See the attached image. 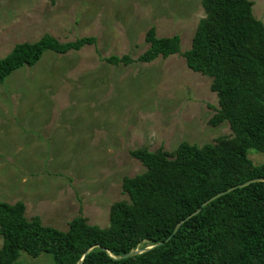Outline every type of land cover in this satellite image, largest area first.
I'll return each instance as SVG.
<instances>
[{
	"label": "rangeland",
	"instance_id": "374dc122",
	"mask_svg": "<svg viewBox=\"0 0 264 264\" xmlns=\"http://www.w3.org/2000/svg\"><path fill=\"white\" fill-rule=\"evenodd\" d=\"M250 1L264 23V0ZM203 17L200 0H0V59L45 34L96 39L79 51H45L0 83V201H21L27 219L61 231L76 216L105 228L110 206L127 200L122 178L145 170L130 151L230 137L227 122L209 124L218 108L211 79L182 56ZM151 27L157 37L178 35L180 53L137 61ZM111 55L132 62L114 65ZM248 158L264 164V152ZM18 260L55 264L44 253L21 251Z\"/></svg>",
	"mask_w": 264,
	"mask_h": 264
},
{
	"label": "trees",
	"instance_id": "16d2710c",
	"mask_svg": "<svg viewBox=\"0 0 264 264\" xmlns=\"http://www.w3.org/2000/svg\"><path fill=\"white\" fill-rule=\"evenodd\" d=\"M204 17L190 48L182 53L189 69L211 79L218 108L212 126L227 122L230 137L201 146L181 142L174 152H129L145 167L123 177L126 201L109 208L108 226L85 217L70 220L61 231L44 226L38 216L25 217V205L0 201V264H24L20 252L52 256L55 264H264V164H254L249 150L264 152V23L252 13L250 0H200ZM95 37L59 42L49 34L33 43L16 44L0 59V83L22 66H33L45 51L66 54L95 44ZM148 48L137 61L150 63L180 53V37L145 34ZM117 65L124 55L105 59ZM235 187L188 220L175 226L212 196ZM160 245L135 255H123ZM89 250L87 253L86 251Z\"/></svg>",
	"mask_w": 264,
	"mask_h": 264
},
{
	"label": "water",
	"instance_id": "95a60500",
	"mask_svg": "<svg viewBox=\"0 0 264 264\" xmlns=\"http://www.w3.org/2000/svg\"><path fill=\"white\" fill-rule=\"evenodd\" d=\"M258 181H264V179H263V178L252 179V180L246 181V182H244V183H242V184H239V185L236 186V187H238V188H242V187H245V186L249 185L250 183H254V182H258ZM234 188H235V187H233V188H229V189H227V190H225V191H223V192H220V193H218V194L212 196L211 198H209V199L206 200L205 202H203V203L201 204V206H200L197 210H195L193 213H191L189 216H187L184 220H182L181 222H179V223L175 226V228H174V230H173V233L177 232V230L179 229V227H180V225H181V223H182L183 221H186V220H188L190 217L196 215V214L201 210V208L204 207V206H206L209 202L213 201L214 199H216V198H218V197H220V196H222V195H224V194H226V193H229V192L232 191ZM160 244H161V242H159V243H157V244H155V245L146 246V247H144V248H137V249H135V250L129 252L128 254L123 255L122 257H119V259H121V258H127V257H132V256H135V255H139V254L144 253V252H146V251H148V250H150V249H152V248H154L155 246L160 245ZM88 251H89V250H87L86 253H87ZM82 260H83V257L80 259V261H79L77 264H81Z\"/></svg>",
	"mask_w": 264,
	"mask_h": 264
}]
</instances>
